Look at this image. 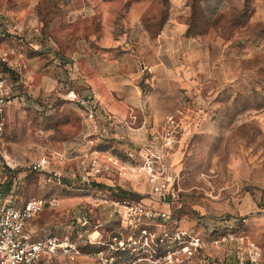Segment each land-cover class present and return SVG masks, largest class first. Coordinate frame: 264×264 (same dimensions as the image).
I'll use <instances>...</instances> for the list:
<instances>
[{
	"label": "rangeland",
	"instance_id": "obj_1",
	"mask_svg": "<svg viewBox=\"0 0 264 264\" xmlns=\"http://www.w3.org/2000/svg\"><path fill=\"white\" fill-rule=\"evenodd\" d=\"M250 1L255 3L252 18L249 19L247 13L233 12L206 25L208 30L230 26L239 29V90L233 94L231 103L222 98L220 114L208 113L202 131L196 133L183 149L177 169L180 195L173 213L181 218L184 227L203 236H208L216 223L232 220L231 232L255 242L261 251L260 264H264V0ZM192 2L196 24L201 21L203 27L198 0ZM170 4L171 0H0V20L12 21L23 35L11 41L31 50H38L45 44L53 49L57 41L67 44L70 39L86 40L92 31L87 23L93 16L92 11L116 33L129 34L133 27L128 24L134 17H140L148 28L155 30ZM94 28L98 31L97 25ZM246 46L249 48L247 53ZM10 67L0 68V74L7 72V77L3 75L5 86L11 88L4 148L14 164H19L15 172L16 195L18 200L30 196L55 198L58 207L44 210L31 222L30 229L34 232L31 236L40 237L44 233L62 236L70 232V220L75 212L92 207L100 201V196L89 194L87 185L78 182L81 173L75 171L77 160L67 165L52 162L51 168L60 175L34 172L26 165L51 151L64 150L70 156L76 152L85 154L93 140V133H89L85 122L89 118L68 99L70 87L49 97V107L45 100L34 96L33 99L47 107L45 112H37L25 105L15 98L16 89L24 84L12 87L14 76L19 77L21 72ZM25 67L29 66L24 65L20 70ZM34 84L39 86L36 80ZM97 144L99 150L107 147L121 154L119 145L114 142L104 140ZM103 177L115 178L111 175L98 178L102 181ZM120 181L125 190L141 196L148 190L142 178ZM228 230L220 228L216 233ZM224 250H228L227 245L214 249L213 253ZM60 264L69 263L62 261Z\"/></svg>",
	"mask_w": 264,
	"mask_h": 264
},
{
	"label": "crops",
	"instance_id": "obj_2",
	"mask_svg": "<svg viewBox=\"0 0 264 264\" xmlns=\"http://www.w3.org/2000/svg\"><path fill=\"white\" fill-rule=\"evenodd\" d=\"M197 4L203 27L201 21L196 24L192 0H171L155 30L134 17L128 24L132 32L116 33L92 11L87 21L92 31L82 42L70 39L63 44L56 40L58 44L53 49L45 44L38 50L27 49L17 41L1 42L0 47L7 43L13 46L10 68L21 72L19 77L14 76L12 87L20 83L24 87L16 89L15 98L30 107L29 100H35L37 95L47 102L69 87L80 93L94 90L100 118L85 119L89 133H93L91 142L93 146L98 141L114 142L121 154L107 147L93 154L120 159L117 167L124 165L126 170L104 174L123 175L114 180L102 179L106 184L116 182L120 186L121 179L135 181L129 176L128 166L137 163L139 151L154 133L162 130L166 115L180 108L202 109L205 113L192 135L179 139L173 150L170 164L179 169L183 149L202 131L206 115H219L222 98L231 103L239 90V29L230 26L208 30L206 25L233 12L247 13L250 19L255 5L250 0H198ZM26 29L30 32L28 26ZM248 49L246 46V53ZM24 65L29 67L20 70ZM28 231L34 233L30 225Z\"/></svg>",
	"mask_w": 264,
	"mask_h": 264
},
{
	"label": "built area",
	"instance_id": "obj_3",
	"mask_svg": "<svg viewBox=\"0 0 264 264\" xmlns=\"http://www.w3.org/2000/svg\"><path fill=\"white\" fill-rule=\"evenodd\" d=\"M22 37L15 24L0 20V39ZM14 52L11 45L0 49V65L10 67V56ZM1 75L4 74H0V264H60L62 261L69 264H260V248L255 242L231 232L232 220L216 223L210 234L203 236L184 227L181 218L173 213L180 189L179 172L170 164V158L178 140L192 135L205 113L202 109L180 108L166 115L162 130L154 133L139 151L137 163L128 166L130 178L136 181L142 178L148 186L142 197L110 198L101 190L90 188L89 194L100 196V201L75 212L69 233L32 237L28 225L44 210L56 209L59 204L53 197L17 198L14 171L19 164H14L4 148L11 88L5 86L6 77ZM67 97L89 119L100 116L94 90L84 95L70 91ZM29 105L37 112L46 110L44 104L36 100L30 99ZM93 152H97L93 143L81 155L51 151L29 162L26 168L60 175L51 168L52 162L67 165L77 160V170L81 173L78 182L87 186L91 181L101 182L98 177L102 175H123L104 174L126 170L124 165L121 169L117 167L119 158L100 157ZM220 228L229 230L217 234ZM224 245L228 250L213 253Z\"/></svg>",
	"mask_w": 264,
	"mask_h": 264
},
{
	"label": "trees",
	"instance_id": "obj_4",
	"mask_svg": "<svg viewBox=\"0 0 264 264\" xmlns=\"http://www.w3.org/2000/svg\"><path fill=\"white\" fill-rule=\"evenodd\" d=\"M7 22H9L10 24H14L12 21H7ZM3 41H6V40L0 39V43L3 42ZM4 67L7 68L9 66L6 65V64L0 65V68H4ZM3 74L7 77V72L6 71H4ZM96 145L97 144H95L93 146L94 147L93 149L98 150ZM29 170H31V169H29ZM31 171L37 172L35 170H31ZM14 172H16V170ZM90 188H97L98 190H101L102 193H104L105 195H107L110 198H129V197L130 198H140V197H142L138 193H135V192H132V191H129V190H125L124 187H122V186H120V185H118L116 183L106 184V183H104L102 181L101 182L91 181L90 185L87 186L88 193H89ZM18 191H19V188H18Z\"/></svg>",
	"mask_w": 264,
	"mask_h": 264
}]
</instances>
